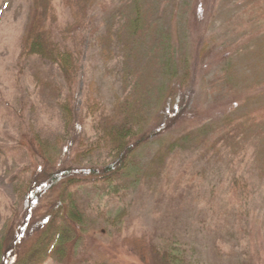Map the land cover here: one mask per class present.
<instances>
[{
	"label": "rangeland",
	"instance_id": "obj_1",
	"mask_svg": "<svg viewBox=\"0 0 264 264\" xmlns=\"http://www.w3.org/2000/svg\"><path fill=\"white\" fill-rule=\"evenodd\" d=\"M155 1L158 5L147 4L148 10L166 28L172 27L173 14H186L190 3ZM263 4L196 0L192 33L199 80L191 92L196 115L146 145L130 175L81 189L90 216L88 238L77 258L81 264H145L143 254L156 264L157 251L179 253L184 264H264V129L240 143L232 140V146L217 138L224 135L225 119L264 108ZM56 6L60 37L73 17L64 0H56ZM32 7V0H0V236L23 206L37 165L21 146L27 126L60 149L76 138L71 163L78 169H104L115 153L99 132L98 120L114 114L119 101L134 92L129 67L138 73L150 60L146 48L137 61L126 63L122 27L127 2L97 0L87 32L96 35L84 47L72 86L54 63L23 60ZM182 18L174 23L178 32L188 29ZM232 63L237 75L229 80L224 72ZM147 73L148 86L156 72L147 67ZM67 103L75 108L78 127L70 125ZM206 125L211 135L199 132ZM192 134L193 141L183 142Z\"/></svg>",
	"mask_w": 264,
	"mask_h": 264
},
{
	"label": "trees",
	"instance_id": "obj_2",
	"mask_svg": "<svg viewBox=\"0 0 264 264\" xmlns=\"http://www.w3.org/2000/svg\"><path fill=\"white\" fill-rule=\"evenodd\" d=\"M32 2V21L24 39L23 60L38 58L54 63L74 86L84 47L90 44L89 37L96 35L93 32L90 36L87 32L92 31L91 13L97 0H64L73 22L61 31L60 37L61 15L56 0ZM122 2H127L128 6V11L124 9L126 23L122 27L126 63L137 61L140 52L149 48L147 67H153L156 74L147 86L145 80L150 76L147 67H140L138 73L129 67L127 77L135 76L134 92L119 101L114 114H105L98 120L99 132L111 143L115 153L114 162L104 169H78L71 163L76 138L65 149H60L27 126L21 146L29 149L37 165L23 194V206L16 210L8 231L0 236V264H47L51 260L60 264H81L77 258L88 238L90 223L89 212L81 200V189L93 183L110 184L130 175L136 155L146 145L161 141L180 122L196 115L191 97L199 80L192 33L193 24L197 22L196 14L192 15L196 0L185 4L186 14L182 10L172 15L171 28L152 19L147 4L157 6L155 0ZM177 18H182V25L188 29L175 30ZM224 75L234 80L236 65L230 64ZM65 108L70 125L78 127L75 108L70 103L65 104ZM93 118L97 121V117ZM263 120V107L256 113L225 119L224 135L217 136L218 143L232 146L235 144L232 140L239 142L243 136L246 138L264 129ZM210 130L206 125L199 132L208 131L211 135ZM195 135L186 136L183 142L193 141ZM141 257L143 263L149 264L146 254ZM154 261L156 264H184L176 252L163 255L157 251Z\"/></svg>",
	"mask_w": 264,
	"mask_h": 264
}]
</instances>
